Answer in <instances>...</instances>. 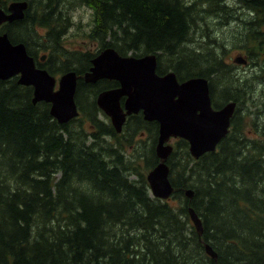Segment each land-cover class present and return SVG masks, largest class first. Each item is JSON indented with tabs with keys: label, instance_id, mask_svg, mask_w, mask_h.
<instances>
[{
	"label": "trees",
	"instance_id": "16d2710c",
	"mask_svg": "<svg viewBox=\"0 0 264 264\" xmlns=\"http://www.w3.org/2000/svg\"><path fill=\"white\" fill-rule=\"evenodd\" d=\"M56 1L28 0L24 17L0 30L30 48L25 35L36 23L46 28L44 39L58 43L69 0ZM82 3L93 10L87 36L97 46L66 59L68 50L53 49L50 72L57 61L59 69L83 74L107 46L121 55L154 53L157 73L172 70L180 81L206 77L214 107L235 102L229 130L198 157L176 137L166 160L174 190L160 199L150 194L145 173L159 160L158 122L139 111L127 115L118 132L98 115L97 94L115 79L80 77L81 115L65 123L50 115L48 102H32L31 86L0 79V264H264L263 91L254 97L264 89V0ZM227 22L231 31H222ZM231 48L244 54L249 71L228 59ZM246 100L254 106L253 129L246 128L249 113L240 112ZM78 119L90 124L80 122L73 131ZM131 140L138 146L125 157Z\"/></svg>",
	"mask_w": 264,
	"mask_h": 264
},
{
	"label": "water",
	"instance_id": "95a60500",
	"mask_svg": "<svg viewBox=\"0 0 264 264\" xmlns=\"http://www.w3.org/2000/svg\"><path fill=\"white\" fill-rule=\"evenodd\" d=\"M26 6V0H13L8 4L7 11L0 7V23L23 17ZM234 60L246 62L240 55ZM91 62L83 75L86 81L109 77L120 82V86L104 89L96 97L98 106L110 116L116 131H121L127 114L140 110L144 118L158 122L155 152L159 160L148 170L146 178L153 196L169 197L174 190L166 161L173 149L171 137L185 138L194 157L214 150L229 130L235 102L228 101L214 107L206 77L192 76L178 81L172 70L158 74L154 53L121 55L107 46ZM18 72L19 83L34 85L33 101H50V113L59 121H67L77 114L74 99L76 71L64 72L59 78L58 88L54 90L55 77L46 69L35 68L24 44L12 43L6 32L0 33V78ZM121 95H126L124 107L119 102ZM185 193L191 196L192 189H185ZM189 214L196 229L201 231V220L192 207H189ZM205 249L212 257L216 256L208 243Z\"/></svg>",
	"mask_w": 264,
	"mask_h": 264
},
{
	"label": "rangeland",
	"instance_id": "374dc122",
	"mask_svg": "<svg viewBox=\"0 0 264 264\" xmlns=\"http://www.w3.org/2000/svg\"><path fill=\"white\" fill-rule=\"evenodd\" d=\"M60 3L63 4L61 1H60ZM56 5H59V0L56 1ZM65 9H66V11L62 12L61 19L66 18L67 24L61 32V38L62 39H59L58 43H54L49 39H44L46 29L43 28L42 26L37 25L36 23L32 24L31 28L29 29V31L27 30L26 35H25L26 38L29 39L31 48H37V55H40L42 53H47V56L45 57V65L46 66H47L46 63L49 62V53L55 48H60L61 52H64V50H68L64 53V56H63V58L66 59L67 57H72L71 53L73 50L81 49V50L94 51L96 46H97L95 40H92L87 36V31H88L89 27L91 26V23H92L91 20L93 18L92 8L88 7L86 4H83L82 0H69V3L67 6H65ZM222 31H226V32L231 31V23L230 22L225 23L222 26ZM41 32H42V35H41ZM39 42L41 43V46L37 47V44ZM229 54H230V56L228 59L232 60V61H233V58L236 57L237 55H240L242 57L244 56V54H242L240 52V50L236 49V48H231ZM52 57L55 59V58H57V55L54 54ZM81 64H82V61H81ZM236 64H238V63H236ZM248 66H249L248 63L245 65H242V63H240V64H238L237 68L240 72H247V71H249ZM59 67H60V64L57 61H55L53 74L56 75L57 77H59V75L64 71L63 69H59ZM260 89L264 93V89H262L260 86L254 92V94H255L254 97H258V93H259ZM80 97H81V103H82V93H81ZM259 97H260L261 101L264 100L263 94H261ZM253 109H254V106L249 104L248 100H246L243 104H241L240 112L242 114H245L247 112L249 113V115L245 119L246 128H250V129L254 128V125L251 121V116H252L251 113H252ZM103 113L99 112L98 113L99 117L106 122H110L109 116L104 111H103ZM80 122L86 128L90 124V122L87 119H83V121H82V119L81 120L78 119L71 124L73 131L79 130V128H77V126L79 125ZM256 122L259 123L260 120L257 119ZM175 139H176V137H171L170 142L172 144H174ZM135 146H138V143L135 142L134 140H131L129 145H126L124 147L123 152L125 154V157L130 156V153L134 152ZM98 150L100 151V153L104 152L102 149H98ZM141 166H142V169L144 170L143 161H141ZM145 173H147V170H145ZM129 176L132 178L133 176H135V174L129 175ZM149 192H150V188H149ZM150 194H151V192H150ZM155 197H157V196H155ZM158 198L166 199V198H162V197H158Z\"/></svg>",
	"mask_w": 264,
	"mask_h": 264
},
{
	"label": "flooded vegetation",
	"instance_id": "af4514ba",
	"mask_svg": "<svg viewBox=\"0 0 264 264\" xmlns=\"http://www.w3.org/2000/svg\"><path fill=\"white\" fill-rule=\"evenodd\" d=\"M158 74H160V73H158ZM163 74H164V73H163ZM113 79H114V78H113ZM118 86H120V82H119V80L115 79L114 87H118ZM125 98H126V95H121L120 98H119V102H120V105H121L122 107H124ZM138 112H139V111H138ZM138 112H135V113H138ZM130 114H132V113H130ZM127 115H129V114H127ZM127 115H126V117H127ZM125 119H126V118H125Z\"/></svg>",
	"mask_w": 264,
	"mask_h": 264
},
{
	"label": "bare ground",
	"instance_id": "6f19581e",
	"mask_svg": "<svg viewBox=\"0 0 264 264\" xmlns=\"http://www.w3.org/2000/svg\"><path fill=\"white\" fill-rule=\"evenodd\" d=\"M176 75V74H175ZM176 78H177V76H176ZM177 80H178V78H177ZM178 81H180V80H178ZM183 81V80H182ZM209 83V82H208Z\"/></svg>",
	"mask_w": 264,
	"mask_h": 264
}]
</instances>
